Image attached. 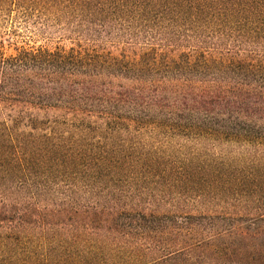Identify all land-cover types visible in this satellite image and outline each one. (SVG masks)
Returning a JSON list of instances; mask_svg holds the SVG:
<instances>
[{
    "label": "trees",
    "instance_id": "16d2710c",
    "mask_svg": "<svg viewBox=\"0 0 264 264\" xmlns=\"http://www.w3.org/2000/svg\"><path fill=\"white\" fill-rule=\"evenodd\" d=\"M0 264H264V0H0Z\"/></svg>",
    "mask_w": 264,
    "mask_h": 264
},
{
    "label": "rangeland",
    "instance_id": "374dc122",
    "mask_svg": "<svg viewBox=\"0 0 264 264\" xmlns=\"http://www.w3.org/2000/svg\"><path fill=\"white\" fill-rule=\"evenodd\" d=\"M9 22L12 23V25H15V28L17 29V33H18V38H17V43L18 44H26V45H39V44H48V45H54L56 43H65L66 45H69V41L68 40H60L59 39V34L57 31H52V34H50V32L44 34L45 36H49L51 37V40L48 41L49 43H47L44 39L40 38V36L38 35V33L34 32L32 30V27L30 25H28L27 23H24L21 21V19L19 18H13L11 19ZM9 24V23H8Z\"/></svg>",
    "mask_w": 264,
    "mask_h": 264
}]
</instances>
